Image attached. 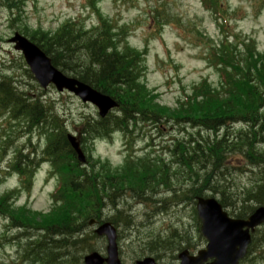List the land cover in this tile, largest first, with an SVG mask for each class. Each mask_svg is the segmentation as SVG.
Here are the masks:
<instances>
[{
  "label": "trees",
  "instance_id": "1",
  "mask_svg": "<svg viewBox=\"0 0 264 264\" xmlns=\"http://www.w3.org/2000/svg\"><path fill=\"white\" fill-rule=\"evenodd\" d=\"M15 1L0 0L11 14L15 13L10 21L13 28L20 18L19 10H13ZM203 1L213 13L225 12L220 0ZM113 27L102 21L89 32L76 23L63 24L55 32L26 26L16 30L38 46L62 73L118 101L119 117L109 115L99 119L94 115L80 119L84 143L119 130L124 132L130 126L134 129L137 125H142L143 129L151 126L158 129L159 125L170 124L181 128L185 137L174 138L171 149L159 150L165 151L161 156L155 152L138 159L129 156L115 170L105 164L93 163V171L86 173L69 149L63 121L53 113L51 103L20 89L15 76L9 72L12 67L0 69V121L13 127L17 136L21 133L30 138L36 133L44 138L43 157L58 164L54 169L59 175L58 200L62 202L47 214L25 208L6 211L7 196L0 198V214L8 216L12 226H25L26 231L33 232L29 245L32 255L22 254L32 264H82L83 254L94 250L95 237L84 232L86 224L99 214L102 198L114 204L115 196L128 191L136 202L141 203L151 196L147 192L154 193L161 186H171L170 179L175 175L190 185L185 192H174L173 200L179 204L185 202L187 205L196 197L210 196L217 198L223 208L231 206L234 209L240 202L228 203L229 184L223 181L226 178L222 169L228 161L235 162V154L239 152L245 163L252 165L250 168L264 175V147L256 146L253 140L246 142L248 134L233 126L240 122L247 125L246 129H254L256 123L264 122V53L257 52L253 44H249L243 52L236 54L230 45L221 43L212 54L213 58L217 57V62L230 67L229 72L222 74L221 91L211 90L202 82L193 88L191 97L179 100L177 107L169 110L157 103L154 91H149L141 81L144 75L142 54L124 41L120 43L117 34L112 32L116 31ZM25 73L29 76L26 70ZM198 91L201 97L195 100ZM255 135L254 130V139ZM262 142L264 140L259 138L257 143ZM167 153L172 158L169 163L163 159ZM20 163L28 174L34 170L31 160H20ZM173 164L177 165L174 172ZM242 193L248 196L244 203L250 201L259 206L264 202V186ZM253 209V206H242L237 217L244 218ZM192 213L195 218L194 209ZM193 220L198 224L196 219ZM108 221L125 226L131 223L129 216L119 212ZM164 246L169 244L161 243L160 250ZM152 248L150 245L149 249Z\"/></svg>",
  "mask_w": 264,
  "mask_h": 264
},
{
  "label": "rangeland",
  "instance_id": "2",
  "mask_svg": "<svg viewBox=\"0 0 264 264\" xmlns=\"http://www.w3.org/2000/svg\"><path fill=\"white\" fill-rule=\"evenodd\" d=\"M227 7L236 12V22L230 17L228 23L229 30L234 27L243 36L251 37L256 41V48L264 52V7L259 11L264 2L260 0H225ZM85 0H26L24 6V22L31 28L42 27L44 30L55 31L66 20H77V17L86 15L84 9ZM100 11L107 19H114L118 25H130L133 32L129 37L131 46L147 50V57L144 64L146 73L144 82L148 88L155 90L159 94V103L167 107H174L177 99L182 96V90L187 92L193 85L199 83L201 79H208L215 83L216 73L212 68H208L203 61L205 46L198 37L197 31L211 41H217L220 37V31L211 15L203 11L198 0H128L125 3L113 4L112 0H103L100 4ZM157 11L162 16V22L159 26L155 24ZM94 18V17H93ZM10 18L6 11L0 9V69L12 67L9 72L15 76L18 87L24 91H29L30 95H40L43 100L51 103L53 113L66 124V129L71 133L79 129L80 119L82 117H93L96 111L91 106L82 105L73 96L66 93L57 94L51 87L42 92L36 83L29 79L25 74L26 67L17 53L8 45V39L15 32L13 26H10ZM89 22V21H88ZM93 23L96 22L94 18ZM197 34V35H196ZM4 65L5 67H3ZM8 73V75H10ZM160 129L151 126L146 129L139 127L138 133L142 136L139 144H135V149L145 147L146 139L152 142L154 146L171 149L174 138L185 137L180 128L177 129L170 124L161 125ZM150 129V130H147ZM16 130L9 128L0 121V145L4 137L15 142L10 148H6L2 156L0 154V169L7 167L12 159V152L16 148L25 149V153L30 150L28 147V138H22L16 135ZM171 140V142H170ZM35 144L37 140L31 139ZM144 152V151H143ZM92 156L101 160H108L112 165H120L124 156V143L118 137L110 142L97 141L93 144ZM28 154V152H27ZM160 154L159 152L157 153ZM166 163L172 158L170 154L164 156ZM172 170H177V165H172ZM48 166L43 165L39 168L35 178V186L30 195H22L17 200V205L25 203L29 209L37 211H46L50 207L49 199L55 185L46 184L42 186V179L45 176ZM228 188L229 199L235 196L239 206L254 209V202L247 200L248 196L242 192L244 189L256 190V186H264V175L256 169L249 173L244 167L242 161H228L225 168L222 169ZM219 173V172H218ZM16 178H6L0 185V191H10L17 185ZM175 190L185 192L190 185L183 182L181 178L172 179ZM162 189V188H161ZM171 197L173 194L171 193ZM27 201V202H25ZM159 205V203L141 202L131 207V203L123 206L130 210L133 219L132 227L123 230V239L118 242L120 259L123 264H134L137 258L147 257V252L140 254L139 250L142 244L137 243L142 238V232L146 231L150 235H159L161 239L169 236L168 230H176L190 237L191 249L203 247L204 241L196 235L194 227L197 226L192 218L190 206H182L169 202L164 210L155 214H147L146 208ZM131 207V208H130ZM130 208V209H129ZM228 213L232 209L226 210ZM150 213V212H148ZM109 215V207L104 208L102 217ZM7 219L0 217V244L6 242V245L0 248V264H20L19 255H17V246L10 240V237L17 233L8 230ZM122 230V229H121ZM262 238L261 246L255 249V257L250 256L247 264H264V228L256 236ZM185 242L184 238L181 239ZM178 243V241H177ZM184 244V243H183ZM103 241H96V250L104 253ZM187 244H185L186 246ZM176 246L173 250L165 251V255L160 258L161 262L172 264L173 255H175ZM190 248V247H189ZM143 251V250H142ZM163 252V251H162ZM140 258V259H142ZM30 261H28V264Z\"/></svg>",
  "mask_w": 264,
  "mask_h": 264
},
{
  "label": "water",
  "instance_id": "3",
  "mask_svg": "<svg viewBox=\"0 0 264 264\" xmlns=\"http://www.w3.org/2000/svg\"><path fill=\"white\" fill-rule=\"evenodd\" d=\"M10 42L15 44V51L21 52L30 73L42 89L52 85L58 92L66 90L73 93L83 103L89 102L94 105L98 109L100 117H104L113 107L107 97L101 96L76 80L63 76L51 65L45 54L24 38L16 35ZM68 141L77 154L78 160L83 162L77 139L69 136ZM196 209L201 223V234L208 241V245L205 251L198 253L199 257L197 258H189L186 253L180 255L182 264H204L210 259L214 260L211 264H238L239 259L244 256L248 244V236L242 229H252L264 222V206L258 209L247 222L229 220L222 212L221 206L212 199H199ZM96 234L106 236L108 239L107 258L102 259L98 255L92 254L84 258V264H120L115 246L114 230L105 224L96 230ZM137 264H149V262L147 260Z\"/></svg>",
  "mask_w": 264,
  "mask_h": 264
}]
</instances>
